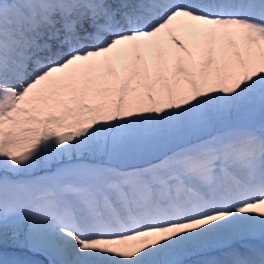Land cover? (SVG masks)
Returning a JSON list of instances; mask_svg holds the SVG:
<instances>
[{"label":"snow or ice","instance_id":"snow-or-ice-1","mask_svg":"<svg viewBox=\"0 0 264 264\" xmlns=\"http://www.w3.org/2000/svg\"><path fill=\"white\" fill-rule=\"evenodd\" d=\"M0 264H264V0H0Z\"/></svg>","mask_w":264,"mask_h":264},{"label":"rangeland","instance_id":"rangeland-1","mask_svg":"<svg viewBox=\"0 0 264 264\" xmlns=\"http://www.w3.org/2000/svg\"><path fill=\"white\" fill-rule=\"evenodd\" d=\"M234 247H240V245L239 244H235L234 245ZM11 249H9V251H10ZM42 259V258H41Z\"/></svg>","mask_w":264,"mask_h":264}]
</instances>
